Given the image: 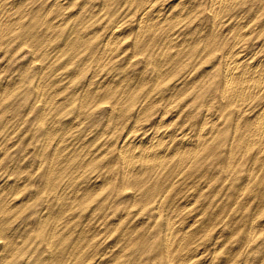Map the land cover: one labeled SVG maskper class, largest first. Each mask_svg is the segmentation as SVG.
I'll list each match as a JSON object with an SVG mask.
<instances>
[{"label":"rangeland","instance_id":"374dc122","mask_svg":"<svg viewBox=\"0 0 264 264\" xmlns=\"http://www.w3.org/2000/svg\"><path fill=\"white\" fill-rule=\"evenodd\" d=\"M62 1L0 0V264H264V166L234 152L215 1L156 0L170 18L156 36L136 30L134 0ZM258 34H244L249 54ZM205 120L212 132L179 178L124 180L125 138L193 136Z\"/></svg>","mask_w":264,"mask_h":264},{"label":"bare ground","instance_id":"6f19581e","mask_svg":"<svg viewBox=\"0 0 264 264\" xmlns=\"http://www.w3.org/2000/svg\"><path fill=\"white\" fill-rule=\"evenodd\" d=\"M108 1L109 0H105V2H108ZM134 1H136L141 6V10L140 12L136 14V18H135L136 28H137L136 30H138L139 32H144L145 34H149V33L153 35L155 34L156 36L157 34H160L162 30L167 29V28H162V27L164 26L163 24L165 23V21L167 22V20L170 19L169 15L164 14L162 12V9H158L159 5H157L158 2L156 0H152L150 2L149 0H134ZM213 1H215V4L210 6L211 7L210 11L214 19V22H213L214 28L212 30V33L210 34L209 41L216 42L217 39H219L217 44L221 46L222 56H223L222 57L223 81L221 84L222 85L221 92L218 96L221 99V101L222 100L225 101L226 108L234 107L235 109H237L238 116H239L237 118L238 131H237V134L235 135L236 138L234 140V143H235L234 152L235 153L247 152V151L256 152L257 156L256 158H254L255 165L258 167L259 166L263 167L264 166V103L263 105L261 104L262 106L259 107V109H257L256 112L252 114V116L249 114V112H252L251 106L253 105V103L258 98L262 96L264 97V57L256 58L257 56L256 54L258 52H261L260 50L264 49V44H260L257 46L259 50L256 53L254 52L253 54H249L248 52L249 46L247 47L246 42H245L248 38H246L244 34L251 35V34H254L255 31L259 30L260 34L258 35L259 36H261L262 34L264 35V0H213ZM62 2L63 4L65 3L64 0ZM58 3L61 4L60 2ZM245 9L247 10L249 14L248 17L246 16L239 17L238 15L236 16L234 13V12L236 13L240 12L241 10H245ZM183 13L184 12H182V14L179 15V17H182V18H178L177 20L178 23H176V25L192 17L190 16L189 12H188L189 13L188 15H184L183 17ZM222 13L224 15L223 17H222ZM119 28L115 29L109 38L107 37L108 40L106 42V47L108 49L111 48L118 41V38L120 37V34H118ZM171 29L172 28L170 27V30ZM221 35H223L224 38H221L222 37ZM179 37H180L179 34L177 35V33L172 32V30L169 33H166L165 35V38L167 39L168 44L177 42L179 40ZM197 43L199 44L198 40H197ZM182 48L184 49V47ZM106 54H108V52ZM105 56H108V55H104V58H106ZM106 61L107 60L104 61V64ZM164 71L166 70L164 69ZM155 103H157V101ZM208 124L209 123L206 122L205 120L200 125L199 130L195 135L192 136V135L185 134L181 138H178L177 135L174 136L172 133L173 131L170 132L168 130L157 131L152 136H148V137L144 136L145 133L143 134V136L142 135L139 136L138 134L128 136L127 138L124 139L122 145L117 150L121 158L120 166L121 168L123 167L125 170L124 180L130 181V179H133L134 186L140 189V188H143L145 184L149 183L150 181H153V180L157 181L158 178L162 175L167 177L168 180L171 176H173L174 179L179 178L187 170L189 165L194 161L195 156L198 153H201L200 150L203 147L204 142L207 139V136L212 132V131L210 132V127L208 126ZM233 157L235 158L236 155ZM175 183H177V181H175ZM167 185H169V183ZM153 187H154V181H153ZM184 228L185 227H181V226L178 227V225L175 224L171 227V232L172 234L178 233V232L181 233L183 232ZM251 230H254V226L251 227ZM188 231L186 230L185 232L188 233ZM174 243L175 241L172 240V242L170 243V246L173 247ZM185 243L186 242H184V244ZM182 244H183V241H182ZM183 252L181 253L182 256L191 254L190 252H187L185 250H183Z\"/></svg>","mask_w":264,"mask_h":264}]
</instances>
